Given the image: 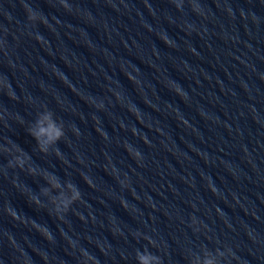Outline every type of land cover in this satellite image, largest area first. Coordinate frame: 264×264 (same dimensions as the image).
Returning a JSON list of instances; mask_svg holds the SVG:
<instances>
[{
    "label": "water",
    "instance_id": "1",
    "mask_svg": "<svg viewBox=\"0 0 264 264\" xmlns=\"http://www.w3.org/2000/svg\"><path fill=\"white\" fill-rule=\"evenodd\" d=\"M141 255L264 264V0H0V264Z\"/></svg>",
    "mask_w": 264,
    "mask_h": 264
},
{
    "label": "clouds",
    "instance_id": "2",
    "mask_svg": "<svg viewBox=\"0 0 264 264\" xmlns=\"http://www.w3.org/2000/svg\"><path fill=\"white\" fill-rule=\"evenodd\" d=\"M32 18V17H30ZM100 105L99 107H102ZM38 130L31 132L33 137L37 140L38 144L41 146V151L46 152L47 146L58 142L64 135L63 130L61 127H58L55 122L52 121L51 113H48L43 117L41 121H38ZM46 125V126H45ZM88 183L87 181H85ZM58 187L57 185H54ZM79 199V192L78 190L75 191V194L71 201H65L63 206V212H67L70 208L71 204H74L76 200ZM37 206L39 205L38 200L33 201ZM61 209L57 208V213H59ZM47 234L45 233V236ZM141 264H150V257L141 255L139 257ZM208 264H211L209 261Z\"/></svg>",
    "mask_w": 264,
    "mask_h": 264
}]
</instances>
